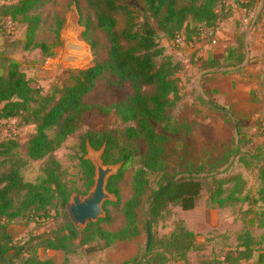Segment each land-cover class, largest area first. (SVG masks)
Returning <instances> with one entry per match:
<instances>
[{
  "label": "rangeland",
  "instance_id": "rangeland-1",
  "mask_svg": "<svg viewBox=\"0 0 264 264\" xmlns=\"http://www.w3.org/2000/svg\"><path fill=\"white\" fill-rule=\"evenodd\" d=\"M18 1L20 0H0L1 70L5 71L2 59L12 58L19 63V69L33 86L48 93L70 84L72 73L88 66L95 55L105 54V40L102 32L90 22L92 14L86 0H48L39 10L30 12L31 15H40L33 42L43 43L45 50L38 46H27V22L21 16L13 20L4 12L5 7ZM127 5L135 18L140 20L143 3L140 0H130ZM256 11L257 9L251 14L252 17ZM58 21L60 27L56 32ZM260 23L253 31L258 33L259 45L256 39L252 41V56L249 55L244 67L226 74L222 73L224 71H214L211 73L216 75H206V78L202 75V85L197 83L206 97L235 117L236 135L230 116L201 98L194 80L195 74L201 70L190 71V63L201 60L200 48L204 53V47L215 46L219 35L203 32L198 39L179 45L172 38L167 40L155 25L157 42L163 46L164 53L179 64L177 76L180 89L175 105L168 111L174 130L169 134V141L165 146V158L178 169V178L190 176L202 182V189L193 209L182 210L176 205L168 204L150 226L156 242L155 253L162 252L163 247H157L160 240L164 242L180 220L186 221V226L197 234L196 239L203 246L197 252H189L185 260L169 259L165 264H226L227 254L234 252L244 240L250 241L253 258L264 247V228L260 227L262 217L259 215L263 206L256 201L260 186L257 178L260 160L255 158L256 154L264 155V21L261 20ZM87 24L90 27L84 35ZM246 28L247 26L245 30ZM203 35L204 39H200ZM212 39L216 41L214 45L210 44ZM90 41L94 44L93 50L90 48ZM212 81H216L217 86L211 88ZM127 95L128 90L124 85L117 86L108 79L98 82L87 101L101 106V110L94 109L86 114L77 132L67 137L54 151L65 182L80 196L87 192L90 185L87 188L85 186L81 158H84L86 150L81 151L79 136L86 132H105L118 136V141L124 142V130L130 123L121 121L113 105L123 102ZM156 129L162 130L159 127ZM31 132L32 127L20 125L19 118L0 119V138L13 137L24 142ZM135 143L138 154L142 153V142L136 140ZM240 158L245 159L244 163L239 161ZM43 164V160L29 161L23 170L25 176L34 180ZM137 165L134 162L122 170L116 183L118 199L105 205L106 220L99 222L102 228L115 230L121 226V205L129 196L132 171ZM219 180L224 181L220 197L223 198L222 205L211 201L218 189ZM159 185L158 177L149 175L143 204H149L150 196L157 191ZM231 190L234 197L225 199ZM236 196H244L245 200H236ZM31 216L30 214L29 218ZM32 217L17 218L10 222L7 226L9 237L2 234L0 229V243L7 250V254L0 258V264H10L16 258L15 252L18 249L22 256H28L34 251L41 259H52L53 264H139L141 255L144 254L146 237L142 230L137 239L120 242L110 248L105 247L102 242L78 247L76 241H70L66 243V254L61 250L45 249L41 246L42 239L55 235L56 232H65V226L74 223L68 216L66 205L64 210L51 209L48 217ZM251 263L252 261H242V264Z\"/></svg>",
  "mask_w": 264,
  "mask_h": 264
},
{
  "label": "trees",
  "instance_id": "trees-1",
  "mask_svg": "<svg viewBox=\"0 0 264 264\" xmlns=\"http://www.w3.org/2000/svg\"><path fill=\"white\" fill-rule=\"evenodd\" d=\"M47 1L20 0L4 10L13 20L21 16L27 22V46H38L41 50H45L46 46L33 42L40 15H31L30 12H36ZM129 1L86 0L92 14L90 22L102 32L106 51L103 56L95 55L88 66L72 73L71 83L62 88L43 93L26 78L16 60L2 59L5 71L0 69V119L19 118L20 125L32 127V132L24 142L13 137L0 138V229L5 236L9 237L8 224L17 218L48 217L51 209L64 210L74 189L65 182L54 151L67 137L77 132L86 114L94 109L101 110V106L90 104L87 97L98 82L108 79L110 83L124 85L128 90L126 99L113 105L121 121L130 123L124 130L126 140L119 142L118 136L105 132H86L79 136V146L84 152L86 138L93 148H99L105 142L103 162H122L121 171L110 176L106 185L107 190L114 193L117 199L116 183L122 170L134 162L138 163L132 171L129 196L121 205L122 224L115 230L102 228L99 222L106 220L107 214L84 228L68 224L65 232H56L55 235L42 239L41 246L61 250L66 254V243L70 241H76L78 247L102 242L105 247L110 248L117 242L137 239L141 230L146 237L143 198L149 175L157 176L160 184L151 198L178 174V169L165 158V146L169 141V134L174 130L168 111L175 105L180 89L177 76L179 64L173 62L157 42L155 25L167 40L174 39L177 33L183 32L185 42L190 43L203 32L213 33L217 24L227 17L229 9L224 7L225 0H140L143 3V13L138 20L127 5ZM234 2L236 6L252 14L259 4V0ZM251 19L252 16L249 22ZM59 27L60 21L56 32ZM89 27V24L85 25L84 35ZM244 31L245 28L240 31L236 44L228 47L222 60L208 56L200 60L196 69L240 64L244 59ZM89 43L93 50V42ZM157 127L162 130L158 131ZM136 140L144 146L140 154ZM255 158L260 160L257 166L260 186L256 201L263 206L259 215L262 217L260 227L264 228V155L256 154ZM38 160H43L44 164L31 181L23 170L29 161ZM239 161L244 163L245 159L240 158ZM81 167L87 188L92 183L93 166L82 157ZM223 183V180L218 181V189L211 198L212 202L219 205L224 203L223 198H220ZM201 189L202 182L196 177L182 176L174 180L158 197L149 202V228L168 204L176 205L182 210L193 209ZM228 197H234L233 190L225 199ZM235 199L244 201L245 197L236 196ZM107 203L112 201H105L104 209ZM196 235L180 220L166 240H160L157 247H163L162 252L155 253L156 242L150 230V242L141 255L139 264H165L169 259L185 260L189 252H197L203 247ZM249 242L244 240L234 252H229L225 258L226 264H242V261L264 264V247L253 258ZM5 249L0 243V258L7 254ZM15 257L12 264H53L52 259H41L34 251L28 256H22L18 249Z\"/></svg>",
  "mask_w": 264,
  "mask_h": 264
},
{
  "label": "water",
  "instance_id": "water-1",
  "mask_svg": "<svg viewBox=\"0 0 264 264\" xmlns=\"http://www.w3.org/2000/svg\"><path fill=\"white\" fill-rule=\"evenodd\" d=\"M263 6V0H260L259 6L257 8L256 13L252 17L249 26L246 29V32H249L255 23L261 9ZM248 61V50L245 46V56L243 62L236 66L225 67L218 69V71H229L236 70L242 68ZM205 70L203 72H207ZM200 94L203 98L208 101L212 106H215L218 109L223 110L227 113L234 127V133H237V122L235 117L231 114L230 111L224 109L222 106L213 102L211 99L206 97L203 92L199 89ZM105 142L97 149H94L88 140L85 141V150L86 154L84 156L85 159L89 160V162L93 166V177L92 184L90 185L87 192L80 196L79 194L72 192L69 196V199L66 203V210L70 220L74 223V225L84 228L90 222H96L99 218H103L105 216V211L103 208V203L105 201H115L116 196L114 193L109 192L106 188L107 181L110 176L117 174L119 168L121 167V162L117 163H104L102 160V154L105 149ZM178 178V175L173 177L161 190L156 192L151 198L150 201L154 200L158 197L161 192H163L174 180ZM147 207L148 203H145L143 206V213L145 216V227H146V239L143 247V252L147 250V247L150 242V228L149 221L147 217ZM129 264H136L135 262H131Z\"/></svg>",
  "mask_w": 264,
  "mask_h": 264
},
{
  "label": "crops",
  "instance_id": "crops-1",
  "mask_svg": "<svg viewBox=\"0 0 264 264\" xmlns=\"http://www.w3.org/2000/svg\"><path fill=\"white\" fill-rule=\"evenodd\" d=\"M224 3H225L224 4L225 9H229V11L227 12V17H225V19L220 21L217 24V26L215 27V29L213 30V34L219 35L218 36V42L213 47H210V46H209V48L204 47L203 48V49H205L204 53H203L202 48H200L199 52L202 55L201 58H200L201 60L207 58L208 56H211L212 58H216V59L222 60L224 55H225V53H226V51H227V49H228V47L231 46V45H235L236 44V38L239 35L240 31L244 30V28L246 26L247 27L249 26V24H248L249 20H248L247 17L251 16V14H252L251 12H247L243 8L236 6L234 0H225ZM259 3H260V0H259ZM257 18L258 19H256L255 23L252 26L251 32L249 31L250 32L249 33V32H246V30H245L244 34H243L244 56H245V46H246L247 50H248V58H249V55H250V57L252 56V52H251L252 41H254L256 39L257 45H259L258 38H257L258 33H257V31H256V33L253 32V31H255V29H257V27H259L258 25L261 24L260 23L261 20L264 21V0H263V6H262L261 13H259ZM258 29H260V28H258ZM200 39H204V35H203V38L201 37ZM195 42H196V40H195ZM201 42H204V41L201 40ZM200 62L201 61H198V62H195V63H192V64L190 63V66H191L190 67V71H196V68L200 64ZM247 63H248V61H247ZM220 68H222V67H220ZM220 68L205 69V70H208V71L207 72H203L205 70H201V71H198L195 74L194 80L196 82L195 84H196V86L198 88V91H199L200 88H199L197 83L202 82L204 80V78H206V75H208V76L216 75V74H213L211 72L218 71V69H220ZM237 70L238 69L229 70V71H224L222 73L226 74V73H230L232 71H237ZM202 75H204L203 80L201 79ZM215 82L216 81H212L211 82V84L213 85V86H210L211 88H213L216 85ZM202 87L204 88V86H202ZM184 222L186 223L185 220H184ZM189 229H191V228H189ZM117 243H120V242H117ZM117 243H115L114 245H116Z\"/></svg>",
  "mask_w": 264,
  "mask_h": 264
},
{
  "label": "built area",
  "instance_id": "built-area-1",
  "mask_svg": "<svg viewBox=\"0 0 264 264\" xmlns=\"http://www.w3.org/2000/svg\"><path fill=\"white\" fill-rule=\"evenodd\" d=\"M239 1H240V2H245L246 0H239ZM201 35H202V34H201ZM173 42H174L175 44L183 45V44L185 43V37H184L183 32H179V33H177V34L175 35V38H174ZM215 42H216L215 39H212L211 42H210V44H211V45H212V44L214 45Z\"/></svg>",
  "mask_w": 264,
  "mask_h": 264
}]
</instances>
